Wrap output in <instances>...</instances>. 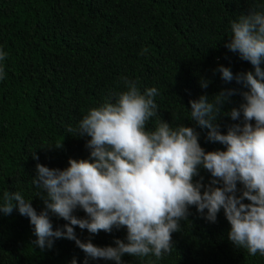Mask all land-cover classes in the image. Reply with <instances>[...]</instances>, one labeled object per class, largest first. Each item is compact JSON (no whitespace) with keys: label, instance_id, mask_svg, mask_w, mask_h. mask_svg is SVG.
I'll return each instance as SVG.
<instances>
[{"label":"trees","instance_id":"1","mask_svg":"<svg viewBox=\"0 0 264 264\" xmlns=\"http://www.w3.org/2000/svg\"><path fill=\"white\" fill-rule=\"evenodd\" d=\"M251 12H264V0H0V48L8 54L0 62L6 72L0 80V203L5 193L19 192L38 213L43 211L41 190L32 183L37 163L63 170L69 159H89L90 137H79L75 130L91 108L115 102L127 90L126 81H134L141 93L158 90L159 115L149 128L161 117L173 127L194 128L206 152L226 150L208 141V129L191 119L189 102L205 94L211 101L222 90L236 89L216 123L227 134L242 122V116L234 121L226 113L244 102L241 93L248 89L235 79L225 82L216 70L229 67L234 76L254 71L225 47L232 22ZM202 80L209 81L207 89ZM201 177L205 186L213 179L203 168L194 182ZM189 212L181 231L172 234L170 253L161 258L125 254L122 264H264V256H252L229 240L223 209L216 223L195 206ZM74 215L87 218L79 208ZM50 218L54 231L68 223L51 213ZM34 231L18 209L0 213V264H72L73 259L115 264L86 257L65 238L41 250ZM75 233L98 247H115L117 239L127 243L126 228L93 235L77 226Z\"/></svg>","mask_w":264,"mask_h":264},{"label":"clouds","instance_id":"2","mask_svg":"<svg viewBox=\"0 0 264 264\" xmlns=\"http://www.w3.org/2000/svg\"><path fill=\"white\" fill-rule=\"evenodd\" d=\"M231 30L225 47L250 62L254 71L235 76L229 67L216 71L225 82L235 79L248 89L241 93L244 102L226 113L234 121L242 116V122L230 126L227 134L216 123L236 89L222 90L211 101L205 94L189 102L191 119L208 129V141L226 150L206 152L194 128L173 127L161 117L154 129L149 128L159 115L154 99L158 90L152 87L141 93L134 81H126L127 90L115 102L91 108L75 130L79 137H90L85 145L89 159H69L63 170L37 163L32 183L41 190L44 210L38 213L19 192H7L0 213L11 215L18 209L29 218L37 237L34 244L41 250L51 249L54 239L65 238L75 241L88 258L122 264L125 254L161 258L170 253L172 234L181 231L191 206L211 223L223 209L231 226L229 240L252 256H264V12L240 15ZM7 55L0 48V62ZM5 77L0 63V80ZM208 86L209 81H201L202 88ZM33 158L39 160L38 155ZM200 168L213 178L207 186L202 177L194 182ZM78 208L87 218L74 215ZM50 213L68 223L54 231ZM77 226L93 235L126 228L127 243L117 239L115 247H98L91 239L82 242L75 233Z\"/></svg>","mask_w":264,"mask_h":264}]
</instances>
